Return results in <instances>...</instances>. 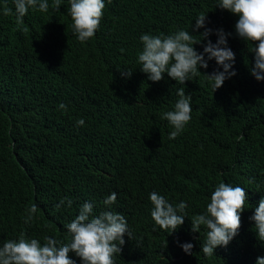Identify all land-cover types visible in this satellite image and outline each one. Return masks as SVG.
Returning <instances> with one entry per match:
<instances>
[{"label": "trees", "instance_id": "trees-1", "mask_svg": "<svg viewBox=\"0 0 264 264\" xmlns=\"http://www.w3.org/2000/svg\"><path fill=\"white\" fill-rule=\"evenodd\" d=\"M217 2L104 0L99 29L81 43L68 0L59 11L52 0L46 13L29 9L22 25L13 0H0V245L22 231L41 244L46 236L67 243L65 225L91 202L94 214H122L133 234L130 240L125 235L114 264H256L264 256L249 220L264 196V81L250 74L252 44L234 35L238 16L216 8ZM5 5L12 15H3ZM201 13L207 27L233 33L228 46L237 75L215 92L203 74L185 85L167 74L148 80L138 63L141 35L191 31ZM203 30L193 33L196 41ZM204 43L194 47L202 52ZM216 67L212 60L200 71ZM124 69L132 71L130 78L121 77ZM182 87L192 97L191 120L169 139L174 128L161 117L174 109ZM81 118L85 123L78 126ZM220 182L244 188L248 201L239 234L206 257L200 248L205 229L193 233L191 218L206 211ZM153 191L173 206L188 205L173 234L151 218ZM113 192L117 200L106 208L103 201ZM62 198L72 207L65 202L57 209ZM33 204L37 213L26 224L25 210ZM177 241L192 243V254Z\"/></svg>", "mask_w": 264, "mask_h": 264}, {"label": "clouds", "instance_id": "clouds-1", "mask_svg": "<svg viewBox=\"0 0 264 264\" xmlns=\"http://www.w3.org/2000/svg\"><path fill=\"white\" fill-rule=\"evenodd\" d=\"M13 3L17 25L23 24V17L29 9L46 13L50 8L49 0H13ZM61 3L62 0H52L51 8L59 11ZM68 3L72 32L81 43H85L99 29L105 8L104 0H68ZM216 8L238 16L234 35L246 44H252L248 50L254 54V66L250 74L257 81H264V0H218ZM12 14V9L5 5L3 15ZM201 28L204 30L198 34L200 40L196 41L194 37L197 35L193 33ZM213 34L217 37L215 43L209 39ZM231 36L233 33L225 32L223 28L214 30L207 27V14L203 13L195 19L191 31L178 30L169 35L142 34L140 40L143 47L138 53L140 70L152 82L161 81L167 74L168 78L182 85L203 74L215 92L226 80L237 75L234 70L235 53L228 46V38ZM202 41L206 43L203 44V51L199 52L194 45ZM212 60L217 67L210 73L201 72L200 69H208L209 61ZM120 71L122 78H130L132 75L128 69ZM177 95L179 99L174 109L163 113L161 117L174 128L169 139H175L191 120V95H186L183 87L178 89ZM59 108L66 110L67 106L61 103ZM76 123L83 126L85 122L81 118ZM149 199L153 205L151 218L160 229L170 235L184 224L188 207L186 202L173 206L156 191L149 194ZM116 200L117 194L113 192L104 199L103 204L110 208ZM247 201L244 188L220 182L211 193L206 211L191 218L193 233H199L201 226L205 229V240L200 248L206 257L213 256L218 247L226 248L239 234L241 214L246 209ZM65 202L67 207H72L73 201L70 198H62L55 207L59 209ZM93 209L91 202L83 203L76 218L65 225L70 238L67 243L46 236L41 244L36 238H28L23 231L18 238L5 240L0 245V264H76L70 253H74L81 264H114L113 256L121 255L126 243L125 235L130 240L133 234L122 214L109 210L94 214ZM37 210L35 204L25 210L26 224L34 220ZM249 220L254 222L252 231L256 233L257 240L264 243V196ZM177 243L186 254H192V243ZM256 264H264V256H258Z\"/></svg>", "mask_w": 264, "mask_h": 264}]
</instances>
